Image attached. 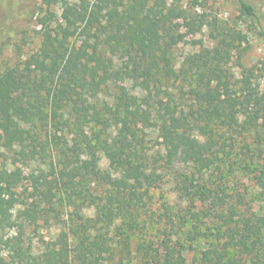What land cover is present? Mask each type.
<instances>
[{
    "label": "trees",
    "instance_id": "1",
    "mask_svg": "<svg viewBox=\"0 0 264 264\" xmlns=\"http://www.w3.org/2000/svg\"><path fill=\"white\" fill-rule=\"evenodd\" d=\"M229 1L259 22L250 0ZM41 4H58L60 20L40 18L36 51L0 69V147L11 164L22 154L49 171L22 188L20 167L0 154V264H108L115 218L122 230L160 225L155 264H187L197 245L199 263L264 264V215L242 209L246 195L221 186L236 172L264 184V85H252L248 69L236 88L226 66L246 36L223 30L215 45L178 61L179 27L199 31L203 14L168 0ZM152 136L161 156L149 150ZM177 164L189 168L179 173L183 203H162L156 214L153 190ZM205 174H215L209 185ZM64 200L79 220L69 229L71 247L34 253L26 225L36 223L42 201L55 210ZM85 207L94 216L80 212Z\"/></svg>",
    "mask_w": 264,
    "mask_h": 264
},
{
    "label": "rangeland",
    "instance_id": "2",
    "mask_svg": "<svg viewBox=\"0 0 264 264\" xmlns=\"http://www.w3.org/2000/svg\"><path fill=\"white\" fill-rule=\"evenodd\" d=\"M79 0H70L78 2ZM92 1V0H90ZM175 5L187 8L188 13L192 15L203 14L207 20L199 31H188L182 24L179 30L184 33V39L174 47V54L178 61H181L191 52L198 51L201 46L211 47L217 43L220 38V32L227 29L241 31L246 40L239 42L235 40L237 48L231 51V58L226 66L233 75L232 83L236 88L241 84L239 79L244 70L251 69L250 81L252 85L262 89L264 85V39L259 35V30L264 31V0H250L257 8L259 22L240 16L236 6L229 0H168ZM61 8L58 4L45 6L41 0H0V69L8 64L22 62L31 53L36 51L40 44L38 31L40 29L39 19L43 18L52 22L53 25L60 20ZM19 46V48H18ZM239 126L236 131H242ZM65 135H71L67 133ZM148 147L150 151L162 155L160 145L155 136L150 138ZM238 142V140H237ZM10 154L0 147V154ZM83 156V154H82ZM3 155H0V162L3 161ZM12 158L8 159V166L13 168L20 167L22 171V188H31L38 185L44 176H48L49 166L47 163L39 162L36 159L26 158L18 154L14 164L10 163ZM101 165L106 166L104 158ZM179 173H189V168L184 164H177L176 171L170 176L165 177V181L153 190V208L156 214L163 208L162 203L173 205L175 208L183 203L180 194H183V184L179 181ZM209 182L214 178L206 179ZM211 179V180H210ZM221 185L227 193H242L245 196L240 204L242 209L249 208L260 215H264V184L257 183L249 175H242L239 172L227 174ZM53 210L49 203L41 202V213L35 224L26 225L25 238L31 243L34 253L41 252L46 246L56 248L71 247L72 239L69 231L70 227L78 224L79 220L70 215L73 211L72 204L66 200L62 205L55 206ZM80 212L85 216H94L92 207H85ZM119 219L115 218L109 224L111 229L109 235H113V259L108 264H155L151 259V251L158 243L159 224L152 222L147 224L141 230L120 229ZM99 225V224H98ZM119 228V229H118ZM67 233L66 239L61 236ZM64 240H60V238ZM264 241V228H263ZM200 246H193L186 253L187 264L199 263Z\"/></svg>",
    "mask_w": 264,
    "mask_h": 264
}]
</instances>
